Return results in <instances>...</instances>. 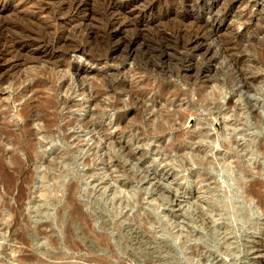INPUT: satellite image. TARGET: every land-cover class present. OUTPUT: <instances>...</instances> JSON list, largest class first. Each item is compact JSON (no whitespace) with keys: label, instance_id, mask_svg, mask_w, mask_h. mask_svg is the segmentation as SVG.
<instances>
[{"label":"rangeland","instance_id":"374dc122","mask_svg":"<svg viewBox=\"0 0 264 264\" xmlns=\"http://www.w3.org/2000/svg\"><path fill=\"white\" fill-rule=\"evenodd\" d=\"M107 2L85 3L77 32L45 15L49 32L68 29L65 44L27 49L0 83V264H264V0H137L117 22ZM200 131L215 137L216 165L219 137L241 157L257 150L258 197L182 169L184 146L205 152Z\"/></svg>","mask_w":264,"mask_h":264},{"label":"bare ground","instance_id":"6f19581e","mask_svg":"<svg viewBox=\"0 0 264 264\" xmlns=\"http://www.w3.org/2000/svg\"><path fill=\"white\" fill-rule=\"evenodd\" d=\"M45 1H51L52 4L54 1L55 6H53L52 8H47L44 4ZM89 1L90 0H0V83L8 79L11 71L20 63L21 61L20 57L22 56V53L25 52L27 49L31 53L38 54L40 56V55L50 54V52L53 49L57 47H61V44L64 45L65 44L64 37H66L65 34L67 33V30L70 28V25L72 28V25H75L77 23L81 24L84 21V19L87 18L88 15L84 13L83 9H84L85 3ZM107 1H108L107 5L109 6L106 7L107 8L106 12L112 16L111 18L113 21L117 22L121 20L119 16L120 11L124 12L125 11L124 8H126L130 3L135 2L137 0H128L125 4L123 3L124 0H107ZM3 12L14 13L15 16L20 17V18L25 17L33 25H39V28L28 27L27 29H24L22 27L21 28L17 27L18 25L15 27L13 24H10L9 21L7 20L5 21L1 17L2 16L1 14ZM48 14L51 15L54 21L58 22L59 25L60 23L61 24L63 23L66 25L68 24L69 26L67 27L68 29L67 28L61 29V30L53 29V32L51 31L52 33L49 32V30L44 25L46 23L43 22V20L45 19V18L43 19V17H45V15H48ZM170 14L171 12H169V9L166 8L164 14H161L160 16L165 18V17H168ZM123 19H127V18H123ZM216 19H220V17H218L217 15L216 16L214 15V20ZM119 26H123V23L119 22ZM72 29H73L72 31L75 30L74 28ZM39 30H41L42 34L38 32ZM18 31H21L20 35ZM200 35L196 34L194 37V42H195L194 48H196L197 50L204 48L205 53L211 52V50L213 49L211 43L206 42V40ZM231 42H232L231 40L228 41L227 46L229 47V49H226V52L231 50V46L233 47V43ZM74 47L75 48H73V52H83L85 49L83 44H77ZM240 59H241L240 56L231 57V61L234 67L236 68L237 77L242 82L243 87L246 90H249L251 86L250 83L252 82V80L251 78L247 77L248 75L245 74L244 71L240 69V67L237 68V65H239ZM213 92H211L213 93V97L214 96L215 98L219 97V94H220L219 92L218 93H216L215 91ZM197 135L199 137V140L202 142L208 138V136H205L204 133H202L201 131ZM218 143H219L218 145L224 149V152L222 153L219 151H215V155L217 157V162H218L217 165L214 163L212 157L208 156L211 150H214V147L216 144L215 137H211L209 141L205 140V145H204L205 149L202 148L205 151L204 153L202 152V150L200 151L201 147L199 148V146H197L198 148L196 149H194L191 145L189 147L184 146L182 148V169H187L189 172L188 174L195 177L196 181L199 180L198 182L204 181L205 179H209L213 181L212 183L215 187H219V183L216 178V173L224 174L227 178H230L231 180H233L234 184L237 186L236 188L238 190L239 189L241 190V193L244 194V197L246 199L251 198V197L254 198V196L258 197L256 186L258 187V184L260 183V181L258 180L259 178L250 179V181H248V177L251 178V174H250V170H251L250 165L252 162L251 157L255 154V151L257 152V150L250 148V144H249L246 146L247 148H250L249 151L246 152V154L243 157H241L238 151L236 150L235 145H234L235 142L232 139H227L222 136V137H219ZM245 157H248V158H245ZM193 166L196 168L193 169L194 168ZM183 179H185V177H183ZM117 195H120L119 191H115L113 193L114 203H112V205H113V208L115 209L114 211H116L119 207L118 201H120L121 203V200H122V198L117 197ZM134 201L135 200H133V202ZM219 203L221 207H223V209L225 208L226 210H228L230 208V204L227 201L226 202L219 201ZM258 203L261 208H264V199L263 200L259 199ZM115 213L116 212H114V214ZM78 216H81V215L79 214ZM147 218L145 219V221L147 220ZM12 227L13 226L9 228L12 229ZM261 241L262 242L259 241L260 243H262V245L259 246L260 249L257 248L255 252L258 257L263 258L264 260V238H262ZM30 257L23 258V260L27 263H30L32 261Z\"/></svg>","mask_w":264,"mask_h":264}]
</instances>
